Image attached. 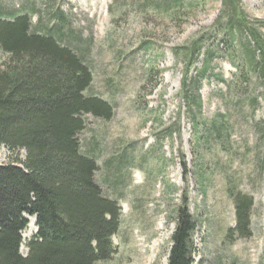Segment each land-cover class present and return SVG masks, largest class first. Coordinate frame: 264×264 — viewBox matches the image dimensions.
Wrapping results in <instances>:
<instances>
[{"label": "rangeland", "instance_id": "obj_1", "mask_svg": "<svg viewBox=\"0 0 264 264\" xmlns=\"http://www.w3.org/2000/svg\"><path fill=\"white\" fill-rule=\"evenodd\" d=\"M221 1L0 0L1 17L26 14L32 31L74 51L92 76L83 95L112 109L109 120L86 116L77 134L80 152L96 163L97 187L121 215L113 255L96 264H165L182 206L197 226L193 264H264V82L258 71L237 81V67L246 68L239 46L223 48ZM239 1L264 39V0ZM177 5L185 16L171 19ZM204 50L213 62L202 75ZM196 87L199 108L185 101ZM24 157L0 149V165ZM229 191L253 201L247 238L231 234ZM30 231L21 256L35 225Z\"/></svg>", "mask_w": 264, "mask_h": 264}, {"label": "trees", "instance_id": "obj_2", "mask_svg": "<svg viewBox=\"0 0 264 264\" xmlns=\"http://www.w3.org/2000/svg\"><path fill=\"white\" fill-rule=\"evenodd\" d=\"M239 4V0L221 1L223 13L216 24L224 27L227 40L223 48L233 52L232 46L237 45L241 49L240 63L246 72L237 67L238 82L255 71L264 82V39L248 26ZM178 5L171 11V19L185 16ZM200 43L191 44L186 68L196 61ZM0 52V149L25 153L16 165H0V264L110 260L120 209L115 201L102 196L94 180L96 163L80 152L77 134L83 132L86 116L109 120L111 107L83 95L92 83L85 62L51 34L32 31L26 14L0 16ZM203 58L202 75L213 62L211 53L205 51ZM197 90L191 101L185 99L189 107H200ZM185 169L186 165L183 171L187 175ZM229 195L235 216L231 234L247 238L253 201L239 192L229 191ZM27 217L35 218L37 232L21 256ZM194 221L185 207L178 209L165 264H193Z\"/></svg>", "mask_w": 264, "mask_h": 264}, {"label": "bare ground", "instance_id": "obj_3", "mask_svg": "<svg viewBox=\"0 0 264 264\" xmlns=\"http://www.w3.org/2000/svg\"><path fill=\"white\" fill-rule=\"evenodd\" d=\"M34 225H35V221H34L33 218H31V219H30V224H28L29 229H30L31 231H33ZM31 231H30V232H31Z\"/></svg>", "mask_w": 264, "mask_h": 264}, {"label": "water", "instance_id": "obj_4", "mask_svg": "<svg viewBox=\"0 0 264 264\" xmlns=\"http://www.w3.org/2000/svg\"><path fill=\"white\" fill-rule=\"evenodd\" d=\"M34 221H35V218H34Z\"/></svg>", "mask_w": 264, "mask_h": 264}]
</instances>
